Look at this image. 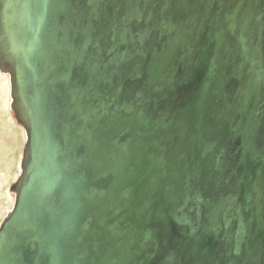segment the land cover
I'll return each instance as SVG.
<instances>
[{"label": "water", "instance_id": "water-1", "mask_svg": "<svg viewBox=\"0 0 264 264\" xmlns=\"http://www.w3.org/2000/svg\"><path fill=\"white\" fill-rule=\"evenodd\" d=\"M0 59V264H264V0H0Z\"/></svg>", "mask_w": 264, "mask_h": 264}, {"label": "rangeland", "instance_id": "rangeland-1", "mask_svg": "<svg viewBox=\"0 0 264 264\" xmlns=\"http://www.w3.org/2000/svg\"><path fill=\"white\" fill-rule=\"evenodd\" d=\"M9 66H11L8 62H4L0 60V78H2L4 84L0 85V93L4 92L3 96L7 99V102L9 101L10 107L13 108V110L16 112L14 108V96L13 100L10 99V96L8 95V90H5L7 88V81L8 78L13 79L12 75H10V69ZM12 87H13V80H12ZM4 115V113H3ZM16 119L17 118V112H16ZM20 122V121H19ZM20 136L21 140L19 142V147L22 148L19 150V152H13V160L14 165L9 170V168L4 167V170L0 169V227L2 222L6 219V217L10 214L16 200L17 195V188L19 186V182L21 180V176L23 173V166H24V150L25 145L27 142V129L26 126L20 122ZM26 136V141H24ZM6 180L4 181V177Z\"/></svg>", "mask_w": 264, "mask_h": 264}, {"label": "bare ground", "instance_id": "bare-ground-1", "mask_svg": "<svg viewBox=\"0 0 264 264\" xmlns=\"http://www.w3.org/2000/svg\"><path fill=\"white\" fill-rule=\"evenodd\" d=\"M9 69L10 75H12L10 66ZM2 84L4 82L0 78V85ZM11 84L12 79L9 80L8 78L7 88L5 90H8V95L13 100ZM4 92L2 94L0 93V169L6 171L4 167L10 170L14 165L13 152H19L22 146L18 148L21 140L20 122L16 119V112L10 107L9 101L7 102V99L3 96ZM24 141H26V136ZM5 178L7 177H4V181L6 180Z\"/></svg>", "mask_w": 264, "mask_h": 264}]
</instances>
